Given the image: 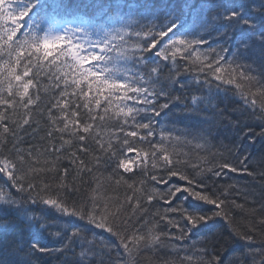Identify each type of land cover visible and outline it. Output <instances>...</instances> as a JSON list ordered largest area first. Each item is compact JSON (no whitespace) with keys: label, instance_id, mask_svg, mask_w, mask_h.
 I'll use <instances>...</instances> for the list:
<instances>
[{"label":"snow or ice","instance_id":"6c2138e0","mask_svg":"<svg viewBox=\"0 0 264 264\" xmlns=\"http://www.w3.org/2000/svg\"><path fill=\"white\" fill-rule=\"evenodd\" d=\"M41 80L52 88L42 112ZM228 96L238 98L231 112L214 103ZM44 114L47 129L33 119ZM97 121L114 122L106 141ZM37 129L57 140L44 167L34 148H20L19 133ZM213 139L224 151L197 163L174 146L195 141L211 152ZM258 142L264 147V0H0V264H138L141 248L159 264H264V240L255 239L264 235V183L243 193L260 217L249 208L239 226L241 190L219 184L230 173L254 177L249 163L257 153L264 161ZM61 159L71 171L55 166ZM101 168L163 170L150 177L162 188L114 181L141 186L136 211L149 215L141 201L162 211L127 230L118 200L91 182L77 187ZM209 221L227 235H202Z\"/></svg>","mask_w":264,"mask_h":264},{"label":"trees","instance_id":"16d2710c","mask_svg":"<svg viewBox=\"0 0 264 264\" xmlns=\"http://www.w3.org/2000/svg\"><path fill=\"white\" fill-rule=\"evenodd\" d=\"M191 80V77L189 78ZM49 89V92L52 91L51 85L49 81L47 80H41V93H42V100L44 103L41 105L40 109L37 111H43V108L46 106L48 99H50V96L44 95V90ZM213 88H215V85H213ZM179 94V93H177ZM187 95H206V92H201V93H186ZM238 98H234L231 96L228 97H220L214 103L218 104L221 109H226L228 112H231L234 108L239 107V104L237 103ZM208 115H211V113H208ZM33 119L35 121H38L39 125L41 128L47 129L49 125L47 124V116L44 114L42 117L41 115H34ZM176 118L173 117V120H166L165 123L168 125H172L173 121ZM258 120H253L251 121L252 126L256 132H259L260 129L256 127V124L258 123ZM114 123V122H106V123H101L97 121V131L101 133V136L103 139L106 141L108 139L107 133L111 131V128L109 127V124ZM177 129H182L187 127V124H182V123H175L174 125ZM204 127H208V125H204ZM33 129H29V132H32ZM37 135L31 136V135H25L23 132L19 133V136L21 139H23V143L20 144V148L23 150H28L29 148H34V156L39 163L35 165L36 167H44L45 166V161L49 160H54V157L51 155H46L45 154V149L49 146L51 143H56L57 140L56 138H53L51 141L46 139V132L42 130L37 129ZM175 135H179V133H175ZM212 136L215 137L217 136V130L215 128L212 129ZM65 139H68V137H65ZM220 140H223V135L219 136ZM189 140H191V137H189ZM225 144H228L229 141L223 140ZM195 141L192 142L190 145H184V144H175V149L178 152H186L188 153V157H183L184 159L190 158V163H197L198 160L197 158H201L202 160H210L211 159V154L212 153H218V152H223L224 149L219 147V144L217 143L216 139L211 140V143L208 145V148L211 149V152L209 151H204V150H199L197 149L195 145ZM213 145H216L213 147ZM256 149H259L260 151H264V147L261 146V144L258 142L256 144ZM99 154V153H97ZM63 155V154H61ZM77 155L80 156V159H84L87 161V157L77 153ZM55 166L58 169H63V168H69L71 171L72 166L69 164L68 160L66 159H61V160H56ZM135 167V165H134ZM249 170L254 173V177L250 176H240L236 174H229L230 178H222L219 180L220 185H227V184H235L238 189H240L239 196L240 198L236 200L237 203L239 204H245V197L243 193L245 191H248L249 189H253L257 194L260 193L261 189L259 185L261 183H264V181H261L259 178V173L264 172V161H261L259 158V153L256 154V157L249 163ZM123 176V179L128 182V184H133V181L135 180H145V185L147 188L151 189L153 187H163V185H158L156 183H153L150 180V177L152 175H155L157 177H162L166 176V173L163 170L159 169H150L147 171L144 175H136L132 176L131 173H118L116 176H113L112 169H103L101 168L99 171H94L91 176L88 175H83V181L84 184L81 186L80 180L77 179L76 184L78 188H81V191H84L89 188V183L91 182V185L93 187L99 185L100 187V195L108 199L111 203H115L117 200L123 205V212H124V217L126 218V223H127V230L133 231L135 229H139L142 227V225L147 221L151 220L152 217L155 215V213L160 210L162 211L163 206L160 204H156L155 207L152 205H148L141 201L143 204L144 208L147 210L149 213L148 216H144L142 212L136 211V203H135V198L139 197L140 193L139 191H136V189H139L141 186L140 185H135L133 189H130L125 185L124 183H115L114 181L116 179H119L120 176ZM0 183H3V180L0 179ZM172 183H176V180L174 179ZM237 196V193L232 194V199H235ZM133 198L131 201H128L126 198ZM249 201L253 200L254 197H247ZM154 203V202H153ZM249 208L256 209V217L257 219L260 217L261 213L259 211V204H252L248 203L245 204L244 210L236 209L232 212V215L235 217L238 226L242 225L244 223H247L250 219V217L247 214V210ZM207 209L205 208V211ZM176 219H179V217H176ZM210 227L205 229L204 232L202 233L205 234H211L212 232L217 233L218 235L223 234L227 235V233L224 230V227L221 222L216 221H209ZM160 228L163 229V224L160 225ZM174 231V230H173ZM241 231L243 229L241 228ZM259 231V230H258ZM256 239V245L259 246L261 240H264V235H257L255 237ZM223 243V242H221ZM224 247L227 248L228 245L224 244ZM193 253H181V255H190ZM160 256L163 257L164 254L160 253ZM45 259H49L45 257ZM135 259L138 261V264H159V260L157 259L155 251H148L144 250L141 248L135 256ZM51 264H59L58 261L55 259L51 260Z\"/></svg>","mask_w":264,"mask_h":264}]
</instances>
